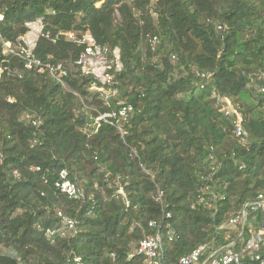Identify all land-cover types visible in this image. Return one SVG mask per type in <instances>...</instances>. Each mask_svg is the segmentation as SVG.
I'll return each instance as SVG.
<instances>
[{"label": "trees", "instance_id": "16d2710c", "mask_svg": "<svg viewBox=\"0 0 264 264\" xmlns=\"http://www.w3.org/2000/svg\"><path fill=\"white\" fill-rule=\"evenodd\" d=\"M0 11L8 41L43 17L54 36L89 30L98 44L119 48L124 65L109 108L75 69L83 48L66 37L42 39L37 49L73 66L66 86L0 48V264H74L76 256L84 264H145L136 249L158 231L165 264L224 244L217 229L264 193V97L252 84L264 73V0H0ZM214 93L232 104L246 139L236 137ZM118 101L136 109L125 135L93 128ZM63 170L81 199L55 188ZM213 187L216 209L197 200ZM59 213L78 222L77 236H60Z\"/></svg>", "mask_w": 264, "mask_h": 264}, {"label": "built area", "instance_id": "2783aa9c", "mask_svg": "<svg viewBox=\"0 0 264 264\" xmlns=\"http://www.w3.org/2000/svg\"><path fill=\"white\" fill-rule=\"evenodd\" d=\"M155 1L157 0H152V2ZM103 3L100 2L97 6L100 7ZM4 19L5 15L0 11V48L3 55L17 58L27 71L46 72L58 84L66 86V80L71 76L73 66L58 61L52 55H49L46 59L37 55V49L42 39L56 44L64 36L69 42L83 48L79 58L73 65L79 71L81 77L93 80L90 92L99 94L105 105L109 108L112 107V101L119 96L116 77L124 68L119 48L112 49L98 44L89 30L82 34L69 32L54 36L51 32L46 31V22L43 17L27 22L26 34L13 43L6 40L2 34L1 25ZM152 44L155 47L158 44V39L154 38ZM202 78L209 82L211 75L203 74ZM252 84L264 97V73H260L252 79ZM204 87L202 85L201 88L204 89ZM213 97L223 108L226 118L232 120L236 137L246 139L248 134L240 119H236L232 104L217 93H214ZM135 112L136 109L132 104L118 101L115 109L99 113L94 118L92 127L97 130L102 124H107L118 128L124 136V127L129 124ZM24 119L36 129L43 125L42 120L31 115H25ZM36 142L34 143L36 144ZM214 175L215 171L213 170L206 179L214 182ZM16 176H19V174L16 173ZM55 188L72 200H79L83 197V191L70 180L69 173L66 170L60 172ZM216 191V187L200 191L197 200L200 204H206L209 208L216 209L219 199ZM118 194L126 199L123 188L119 189ZM162 197L163 193L161 192L160 199ZM58 217L62 220L61 227L58 230L60 236L75 237L78 235V222L76 220L65 217L63 213H59ZM168 217H171V215H168ZM149 227L158 229L159 224L151 222ZM169 228L168 241L173 242L176 234L171 225H169ZM224 232V244L217 245L213 242L198 246L190 254L182 257L179 264H264L262 256L264 250V193H260L256 198L247 201L236 214L232 215L217 229L218 235ZM48 236H53V232H49ZM136 253L143 258L145 264H165L166 253L162 233L158 231L154 235L145 237L138 244ZM73 263L84 264L83 259L79 256L74 258Z\"/></svg>", "mask_w": 264, "mask_h": 264}, {"label": "rangeland", "instance_id": "374dc122", "mask_svg": "<svg viewBox=\"0 0 264 264\" xmlns=\"http://www.w3.org/2000/svg\"><path fill=\"white\" fill-rule=\"evenodd\" d=\"M135 247V246H134Z\"/></svg>", "mask_w": 264, "mask_h": 264}]
</instances>
